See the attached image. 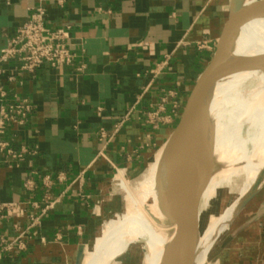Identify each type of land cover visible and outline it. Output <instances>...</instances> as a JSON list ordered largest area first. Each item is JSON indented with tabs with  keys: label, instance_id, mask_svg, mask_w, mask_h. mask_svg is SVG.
I'll list each match as a JSON object with an SVG mask.
<instances>
[{
	"label": "crops",
	"instance_id": "1",
	"mask_svg": "<svg viewBox=\"0 0 264 264\" xmlns=\"http://www.w3.org/2000/svg\"><path fill=\"white\" fill-rule=\"evenodd\" d=\"M37 5L47 27L70 25L76 57L33 73L17 59L0 63L8 101L31 106L23 123L0 129V204L23 209L0 211L1 238L23 232V247L0 264H80L91 235L118 214L114 179L137 178L168 143L234 0H0V47ZM33 202L48 208L29 228ZM213 248L217 264H264V181Z\"/></svg>",
	"mask_w": 264,
	"mask_h": 264
},
{
	"label": "bare ground",
	"instance_id": "2",
	"mask_svg": "<svg viewBox=\"0 0 264 264\" xmlns=\"http://www.w3.org/2000/svg\"><path fill=\"white\" fill-rule=\"evenodd\" d=\"M256 1L245 0L236 6L240 10L245 4ZM255 16L245 29L240 31L242 22L233 34L226 52L227 59L264 54V12ZM252 80L256 84L246 92V100H242V89L247 81L251 83ZM225 108L227 121L234 123H238L240 118L253 119L258 111H264V62L217 80L196 110L189 148L194 174L202 183L201 195L207 198L215 196L221 186H227L232 195L228 199L223 195L217 209L210 208L199 214L191 264H206L217 233L226 227L260 180H264V152L237 157L232 162L219 156L213 159L216 124ZM114 181L124 190L125 198L131 200L134 210L127 207L97 228L84 247V264H109L119 251L145 230L152 235L149 264H168L176 231V223L171 219L186 218L190 199L174 170L169 143L155 154L145 179L134 192L127 188L122 174ZM150 196H153L152 203L147 201Z\"/></svg>",
	"mask_w": 264,
	"mask_h": 264
},
{
	"label": "water",
	"instance_id": "3",
	"mask_svg": "<svg viewBox=\"0 0 264 264\" xmlns=\"http://www.w3.org/2000/svg\"><path fill=\"white\" fill-rule=\"evenodd\" d=\"M241 1L234 0V8L216 41L213 55L193 84L168 141L174 170L190 198L186 218L174 217L171 219L176 223V231L172 238L168 264H191L193 241L198 231L202 183L194 174L189 148L190 130L196 110L207 91L217 80L242 68L257 67L258 63L264 62V54L226 58L230 39L240 24L246 19L264 12V0H257L252 4L242 6L239 10L236 4L238 5ZM256 187L241 204L252 196Z\"/></svg>",
	"mask_w": 264,
	"mask_h": 264
},
{
	"label": "built area",
	"instance_id": "4",
	"mask_svg": "<svg viewBox=\"0 0 264 264\" xmlns=\"http://www.w3.org/2000/svg\"><path fill=\"white\" fill-rule=\"evenodd\" d=\"M62 2L63 0H58ZM46 10L42 5L34 6L27 19L17 27L14 34L6 38L5 44L0 47V63L12 59L20 61V68L28 72H35L44 65L58 67L70 65L76 57L70 25H62L56 28H49L45 23ZM31 111V106L26 99L11 102L7 99V93L0 87V129L5 122L13 121L23 123ZM158 111H154L148 117V122L155 124ZM104 133L101 132V136ZM7 144L0 141V151L6 148ZM12 158L19 159L21 155L6 149ZM43 184L48 186L51 178L45 175L42 178ZM28 184V183H27ZM48 200V196H44ZM35 211L29 215L30 225L35 226L48 205L40 206L33 202ZM0 211L5 216H21L23 209L17 203H1ZM22 233H19L13 240L7 241L0 237V257L4 253L13 252L22 248Z\"/></svg>",
	"mask_w": 264,
	"mask_h": 264
},
{
	"label": "rangeland",
	"instance_id": "5",
	"mask_svg": "<svg viewBox=\"0 0 264 264\" xmlns=\"http://www.w3.org/2000/svg\"><path fill=\"white\" fill-rule=\"evenodd\" d=\"M243 1L245 0H242V2ZM213 50H215V46ZM245 84V87L242 89V100H246V92L253 88L256 81L252 80L251 83L247 81ZM258 113L259 114L254 117L255 119L240 118L238 123H234L227 121V110L225 108L216 124V155L213 154L214 160L217 156H219L232 162L237 157L241 158L243 156H253L264 152V111L260 110ZM146 174L147 170L137 178L130 181L127 180V188L134 192L145 179ZM262 181L260 180V183ZM116 192L118 201L121 202L118 206V214L122 213L127 207L134 210L133 203L131 200L125 198L124 190L118 184H116ZM223 195L226 199L230 198L232 195L228 191L227 186H221L218 188L217 195L215 196L207 198L206 196L201 195L199 201V214L202 215L203 213L209 211L210 208L217 209L219 200H222L221 198ZM147 201L148 203L154 202L153 196L147 198ZM226 227L217 233L214 245L218 242ZM151 249L152 235L145 230L135 241L127 244L124 250L119 251L116 257L109 264H149ZM213 249H211L207 256L206 264H217L215 259L211 256ZM81 264H84V254L82 256Z\"/></svg>",
	"mask_w": 264,
	"mask_h": 264
}]
</instances>
